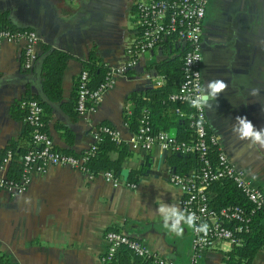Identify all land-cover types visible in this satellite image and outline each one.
<instances>
[{
  "label": "crops",
  "instance_id": "1",
  "mask_svg": "<svg viewBox=\"0 0 264 264\" xmlns=\"http://www.w3.org/2000/svg\"><path fill=\"white\" fill-rule=\"evenodd\" d=\"M138 1L0 0V10H7L14 24L29 26L39 35V58L28 69L22 65L21 43L5 41L0 46V164L9 147L18 155L29 147L25 118L14 116L12 109L26 95H43L40 65L48 45L71 55L62 78L63 99L49 101L46 112L45 128L55 145L82 153L96 141L98 125L107 122L119 130L129 151L123 167L129 168V176L138 177L130 181L135 186L114 185L101 173L89 178L80 169L54 164L35 172L22 193L0 188V252L13 263L107 264L102 260L105 232L114 228L143 240L156 256L191 264L192 229L184 226L183 235L176 236L164 229L155 211L160 203L183 209L185 193L170 180L176 166L168 158L174 152L160 145L143 148L126 120L132 92L156 85L161 76L165 80L157 62L183 51V41L173 38L175 44L167 50L158 45L137 54L134 66L113 74L95 110L70 111L78 76L92 49L109 67L129 59L127 51L138 37ZM201 48L203 85L217 78L229 85L211 109L206 107L208 125L230 160L264 188V148L250 147L232 131L237 116L264 128V0H209ZM257 88L259 94L252 95ZM61 124L72 128V142ZM17 153L12 162L20 165ZM110 155L116 158L120 152L112 150ZM232 245L217 240L203 251L198 264H224ZM251 264H264V247Z\"/></svg>",
  "mask_w": 264,
  "mask_h": 264
},
{
  "label": "built area",
  "instance_id": "2",
  "mask_svg": "<svg viewBox=\"0 0 264 264\" xmlns=\"http://www.w3.org/2000/svg\"><path fill=\"white\" fill-rule=\"evenodd\" d=\"M209 0H140L136 3L138 37L135 43L129 47V59L120 64L109 67L108 75L97 87L90 86V73L85 67L78 76L76 85L77 109L79 112L95 110L100 104L104 91L111 85L113 74L124 71L137 63L136 55L151 50L159 43L172 36L185 44L183 54L184 78L177 91L171 94V98L190 103L200 87L203 86L201 62L203 53L201 42L204 33V18ZM5 41H13L22 44V65L25 69L31 68L38 60L36 45L39 35L33 28L14 30L9 27H0V46ZM165 76V75H164ZM156 84L164 82L162 79ZM21 106L27 112L25 121L30 128L29 147L19 155L15 149L9 147L2 157L0 164V188H5L12 193L24 192L35 172H43L50 165H68L85 172L89 178L102 174L114 185L126 183L135 186V182L125 180L116 175L112 170H92L87 161L96 149L97 142L101 139L102 132L109 133L112 139L121 140L120 132L111 124L102 123L96 128V141L79 155L67 153L58 149L54 138L44 128L45 109L40 100L26 95L20 100ZM175 110L183 114L181 107ZM192 126L196 138L193 142L180 140L171 130H154L149 123V114L144 110L136 133V137L145 149H151L160 145L170 152L188 153L198 150L202 157L200 169H192L187 174L173 171L170 180L178 185L185 193L181 199L182 208L186 212H194L198 217L197 224L206 223L207 232H198L192 229L193 256L191 264H198L203 251L212 247L217 240L227 239L232 244L239 243L241 237L237 231H243L248 227L250 215L241 205H231L213 209L209 204V186L219 178L230 176L237 187L241 189L246 198L255 207H264V188L256 185L246 174L238 168L220 149L218 164L215 165L208 156L209 142H219L215 133L209 134L206 107L194 108L192 113ZM17 153V159L21 166V174L18 177L9 175L8 167ZM228 221H236L232 227ZM107 243L102 260L107 264H119L116 260V251L121 246H126L134 253L144 257H152L157 264H176L159 256L147 246V244L120 229H108L105 232Z\"/></svg>",
  "mask_w": 264,
  "mask_h": 264
},
{
  "label": "trees",
  "instance_id": "3",
  "mask_svg": "<svg viewBox=\"0 0 264 264\" xmlns=\"http://www.w3.org/2000/svg\"><path fill=\"white\" fill-rule=\"evenodd\" d=\"M0 27H9L14 30H25L31 27L19 26L14 24L8 16L7 10H0ZM172 36L162 40L159 45H162L166 50L168 47L174 46ZM183 51L174 55H169L157 62V70L165 75V80L161 84H156L148 87L144 91H135L130 95L129 110H126V120L129 127L133 131H137L144 110L149 114V123L154 130H169L174 129L176 137L180 140L193 142L196 138L195 130L192 126V113L194 108L190 103L171 98V94L177 91L181 81L184 78L183 71ZM71 57L67 51L46 45V52L41 59V77H42V92L43 95H33L40 100L45 107L44 128L46 126V112L50 110L49 101H62L63 86L62 78L64 69L68 59ZM85 65L90 73V86L97 87L104 81L108 75L109 66L102 62V58L97 55L92 49L89 52ZM65 103V102H63ZM67 104V103H66ZM71 110H77V91L74 97V103L70 104ZM176 107H181L184 110L183 114L175 110ZM18 109V110H17ZM14 116L25 117L26 108L18 103L12 109ZM107 123V122H103ZM109 124V123H107ZM29 135L30 128L27 126ZM63 134L67 141L72 142L74 132L69 125L61 124ZM46 129V128H45ZM209 134L214 133L208 125ZM102 137L97 142V146L93 154L90 155L87 164L94 171L112 170L116 175L122 176L121 169L123 168V159L129 154L126 144L123 139L115 140L106 132L101 133ZM57 147V146H56ZM58 148V147H57ZM28 149L25 148L23 151ZM59 149V148H58ZM219 142H209L208 156L212 162L218 164V153L220 151ZM62 150V149H60ZM112 150H118L120 155L113 158L110 155ZM67 153L79 155L70 149H63ZM169 162L176 166V172L187 174L191 168L200 169L202 165V157L198 150L188 153L174 152L169 156ZM21 166L15 161L10 164L9 175L18 177L21 174ZM139 173V170H134ZM130 175L128 181H135L138 177ZM209 204L215 210H220L223 207L231 205H241L250 215L247 229L237 231L241 237L239 243L232 245L231 249L226 253L224 264H251L256 252L264 247V207H255L249 201L240 188L237 187L233 178L225 176L214 180L209 186ZM228 225L234 226L236 221H228ZM116 260L119 264H157L152 257H144L137 255L126 246H121L116 251ZM0 264H16L11 262L6 256L0 252Z\"/></svg>",
  "mask_w": 264,
  "mask_h": 264
},
{
  "label": "clouds",
  "instance_id": "4",
  "mask_svg": "<svg viewBox=\"0 0 264 264\" xmlns=\"http://www.w3.org/2000/svg\"><path fill=\"white\" fill-rule=\"evenodd\" d=\"M228 86L224 79H212L199 88L198 93L190 100V105L198 110L204 107L211 109L212 102H217ZM258 94L259 89H253L252 95ZM232 131L238 139L247 141L250 147L264 148V128L258 129L246 116L236 117ZM155 211L162 217L164 229L176 236L183 235L184 226L198 232L206 233L208 230L206 223L197 224L199 217L194 212H186L178 205L160 203Z\"/></svg>",
  "mask_w": 264,
  "mask_h": 264
},
{
  "label": "water",
  "instance_id": "5",
  "mask_svg": "<svg viewBox=\"0 0 264 264\" xmlns=\"http://www.w3.org/2000/svg\"><path fill=\"white\" fill-rule=\"evenodd\" d=\"M129 172H130V170H129V168H127V167H123V168L121 169V174L123 175V177H124L125 180L128 179Z\"/></svg>",
  "mask_w": 264,
  "mask_h": 264
}]
</instances>
